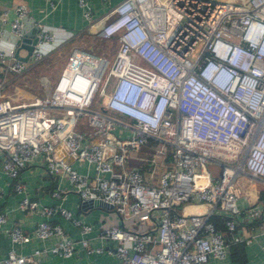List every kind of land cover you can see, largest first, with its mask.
I'll list each match as a JSON object with an SVG mask.
<instances>
[{"label": "built area", "instance_id": "2783aa9c", "mask_svg": "<svg viewBox=\"0 0 264 264\" xmlns=\"http://www.w3.org/2000/svg\"><path fill=\"white\" fill-rule=\"evenodd\" d=\"M76 1L96 36L117 45L110 58L73 47L44 95L4 92L3 76L57 45L55 30L33 21L35 41L22 59L27 6L12 0L0 11L2 20L11 11L13 36L0 44V170L21 194L17 205L43 216L30 234L2 227L0 210V231L11 243L55 238L28 253L9 246L0 264H35L44 252L69 256L76 243L113 254L117 264H207L224 256L227 242L257 234L264 252V0H118L97 16L88 0ZM37 157L80 201L110 204L119 221L98 234L112 244L90 245L89 223L27 196L19 171ZM68 157L89 164L92 175ZM129 159L146 163L145 172ZM53 213L77 225L79 238L50 221ZM127 218L144 228L125 227Z\"/></svg>", "mask_w": 264, "mask_h": 264}, {"label": "crops", "instance_id": "0c3cea01", "mask_svg": "<svg viewBox=\"0 0 264 264\" xmlns=\"http://www.w3.org/2000/svg\"><path fill=\"white\" fill-rule=\"evenodd\" d=\"M11 1L0 0V11L7 7ZM116 1L118 0H88V4L91 7L92 15L97 16ZM24 2L27 6V13L23 17L22 23L24 34L27 35V38H29L28 36L32 38L33 30L31 24L33 21H40L45 26L54 29L57 39H59L58 44L71 42L78 36L88 37L85 34L89 32L95 34V31L87 26L81 7L76 0H56L52 7L45 0H24ZM11 14V11L7 10L4 20L0 18V44L3 46L13 40L8 28ZM29 44H31L30 39L19 43L17 46L19 55L26 53L27 45ZM8 77H11V75ZM142 148L139 151L140 154H143V151L147 149L145 146ZM67 159L79 171L92 175V168L89 164L70 157ZM129 161H131V163H128L129 165H136L142 172H145L146 163L133 159H129ZM19 178L24 184L27 196L30 198L44 204L63 206L73 216L89 223L91 227L86 232V237L90 245H110L113 243L98 234L103 226L119 221L117 214L110 206L106 204L82 205L78 195L71 188L68 179L64 175L59 174L52 178L45 171L39 157L20 169ZM0 186L3 191V195L0 198V210L5 212V220L2 222V227L5 228L16 224L31 234L36 221L43 216L37 211H28L17 205L21 194L12 189L9 177L1 170ZM53 189L58 191L57 195L51 193ZM48 219L58 222L65 233L72 239H77L81 235L77 225L58 213L51 214ZM123 223L125 224L124 221ZM54 241L55 238L53 236L46 238L31 236L26 242L11 243L7 235L0 231V258L5 254L9 246H13L17 252L28 253L34 247L48 246ZM262 241V235L257 234L256 241L248 243L227 242L224 256L221 258L210 256L207 264H264V252L260 246ZM35 264H117V259L113 254L106 252H85L84 248L76 243L75 251L69 256L44 252L35 256Z\"/></svg>", "mask_w": 264, "mask_h": 264}, {"label": "rangeland", "instance_id": "374dc122", "mask_svg": "<svg viewBox=\"0 0 264 264\" xmlns=\"http://www.w3.org/2000/svg\"><path fill=\"white\" fill-rule=\"evenodd\" d=\"M92 30L94 31V29ZM85 35L88 37L78 36L71 42H64L63 44L65 45L59 50V52L49 58V60L46 62L44 60L45 56H43L38 61L29 65L23 72L19 74H13L11 72L5 73L3 77L7 80L3 84V91L11 94L21 95H44L45 93L49 92L58 71L62 67L67 55L69 54V51L73 47L81 48L94 54L105 56L106 58H110L112 56L117 45L116 39L114 37L103 39L90 32ZM59 44L55 45L52 49H54ZM196 49L190 52V55H194ZM48 52L46 54H48ZM9 75H11V77H8ZM82 119L83 116L81 115L79 120ZM128 163H131V161ZM207 166L211 167V164L207 163ZM124 226L130 229L144 228L142 223H139L138 225L133 224L130 218L125 220Z\"/></svg>", "mask_w": 264, "mask_h": 264}, {"label": "water", "instance_id": "95a60500", "mask_svg": "<svg viewBox=\"0 0 264 264\" xmlns=\"http://www.w3.org/2000/svg\"><path fill=\"white\" fill-rule=\"evenodd\" d=\"M28 39H30L31 42H34L35 41V36H32V38H27V37L23 38V40H28ZM30 48H31V44L27 45V51H26V53L24 55H19V57L22 58V59H25L26 56H27V54H28V52H29V50H30ZM81 203H82V205L106 204L107 206H110L109 203H105L102 200L96 199V198H94V199L89 198L87 200H82Z\"/></svg>", "mask_w": 264, "mask_h": 264}, {"label": "trees", "instance_id": "16d2710c", "mask_svg": "<svg viewBox=\"0 0 264 264\" xmlns=\"http://www.w3.org/2000/svg\"><path fill=\"white\" fill-rule=\"evenodd\" d=\"M65 44L61 43L58 46H56L54 49L48 52V54L44 55L45 62L49 60L53 55H55L59 50L64 46ZM210 219L213 220L217 227H221V224L219 223L220 217L216 215L210 216Z\"/></svg>", "mask_w": 264, "mask_h": 264}, {"label": "bare ground", "instance_id": "6f19581e", "mask_svg": "<svg viewBox=\"0 0 264 264\" xmlns=\"http://www.w3.org/2000/svg\"><path fill=\"white\" fill-rule=\"evenodd\" d=\"M141 46H142V47L147 46V42H142V43H141Z\"/></svg>", "mask_w": 264, "mask_h": 264}]
</instances>
